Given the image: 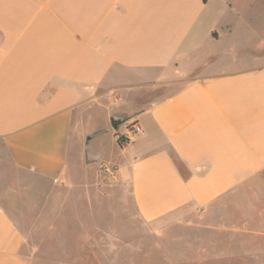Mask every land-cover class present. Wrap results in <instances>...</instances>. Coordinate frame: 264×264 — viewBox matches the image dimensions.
<instances>
[{"label": "crops", "instance_id": "0c3cea01", "mask_svg": "<svg viewBox=\"0 0 264 264\" xmlns=\"http://www.w3.org/2000/svg\"><path fill=\"white\" fill-rule=\"evenodd\" d=\"M263 23L264 0H0V264H34L2 184L39 204L79 119L110 107L126 197L177 230L163 258L264 264Z\"/></svg>", "mask_w": 264, "mask_h": 264}, {"label": "rangeland", "instance_id": "374dc122", "mask_svg": "<svg viewBox=\"0 0 264 264\" xmlns=\"http://www.w3.org/2000/svg\"><path fill=\"white\" fill-rule=\"evenodd\" d=\"M249 20V29L257 32L251 12ZM117 110L93 109L79 119L70 137L66 179L41 181L39 204L21 194L31 183L2 184L9 193L19 192L3 198L4 204L24 229L34 264H170L163 257L176 249L168 240L176 238L177 230L142 223L117 178L109 125ZM99 131L106 133L84 148L86 139Z\"/></svg>", "mask_w": 264, "mask_h": 264}, {"label": "water", "instance_id": "95a60500", "mask_svg": "<svg viewBox=\"0 0 264 264\" xmlns=\"http://www.w3.org/2000/svg\"><path fill=\"white\" fill-rule=\"evenodd\" d=\"M127 117H125L124 115H117V116H112L110 117V126L112 128L113 131H118L120 126L124 125L127 122ZM99 135V132L95 133L93 136H97ZM91 139V137H88L86 139V144H88L89 140Z\"/></svg>", "mask_w": 264, "mask_h": 264}, {"label": "built area", "instance_id": "2783aa9c", "mask_svg": "<svg viewBox=\"0 0 264 264\" xmlns=\"http://www.w3.org/2000/svg\"><path fill=\"white\" fill-rule=\"evenodd\" d=\"M129 126L131 127V130H132L133 133H135V134L140 133V127H139L137 124H135V123H131ZM126 129H127V128H126ZM122 139H123V138H122ZM129 142H130V139L124 137L123 142H122V145H126V144H128ZM105 171L108 172V174H110V171H108L107 169H105Z\"/></svg>", "mask_w": 264, "mask_h": 264}]
</instances>
